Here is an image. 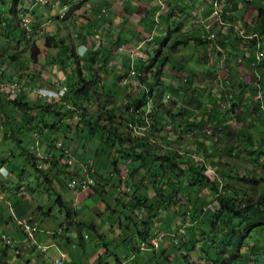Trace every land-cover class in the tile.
<instances>
[{
	"label": "rangeland",
	"instance_id": "374dc122",
	"mask_svg": "<svg viewBox=\"0 0 264 264\" xmlns=\"http://www.w3.org/2000/svg\"><path fill=\"white\" fill-rule=\"evenodd\" d=\"M249 1L0 2L2 18H11L15 6L20 23L17 36L25 30L16 42L13 35L0 29V68L12 79L37 86L31 95L25 91L28 99L23 102L30 109L17 110L3 93H21L22 83L13 90L0 83V165L11 170L7 180L0 178V264H55L61 252L66 256L62 264L208 263L219 238L211 235L204 239L190 230L187 217H182L198 188L189 192L182 187L185 198L180 196L176 205L168 199L157 205L149 182L152 175L160 173V164L141 167V160L120 154L117 140L114 143L111 136L106 140L97 129L91 135L77 125V119L86 115L94 124L103 115L96 124L100 129L104 125L106 130L116 128L120 138L128 132L131 136L144 133L150 142L143 148L147 159L169 152L172 161L201 160L208 168L205 175L217 182L221 192L236 196L242 205L248 200L260 201L264 197V36L258 34L253 39V33L260 26L257 7L264 8V2ZM178 7L183 13H178ZM162 15L169 22L160 20ZM221 24L223 31L216 40L211 28L216 25L219 29ZM168 34L162 56L179 34L204 35L210 43L203 47L190 41L178 50L169 49L160 77L164 108L157 114L149 103L143 109L148 125L140 132L133 126V131H128L121 109L140 98L145 82L153 83L142 64L148 63L147 57L151 58ZM246 39L257 40L261 46L262 66L256 70L245 66L256 52ZM123 40L124 45L117 44ZM104 55L112 59L107 73L90 89L91 94L80 100L78 109L65 101L48 105L50 112L44 111L51 100L60 101L64 86L84 75L86 69L96 75ZM113 89L115 94H111ZM37 92L49 97L39 98ZM110 114L115 115L114 123L104 121ZM125 143L123 148L134 149L130 140ZM53 145H62L68 154L64 152L58 160L51 157L47 148ZM30 153L50 159L49 165L37 160L42 171L35 170ZM52 153L59 155L60 150ZM9 154L10 162L1 163ZM138 167L139 172L132 175ZM200 189L198 208H202L201 196L214 198L208 188ZM59 197L63 205L57 202ZM144 197L146 203L139 206ZM182 227L184 236L178 235ZM199 229L206 230L204 225ZM238 229L242 232L243 225ZM222 230L228 229L222 226ZM158 235L164 238L159 248L153 249L149 238ZM243 239L242 254L247 244L258 246L251 257L257 263L248 264H264V231L243 233ZM179 243L182 248L176 245Z\"/></svg>",
	"mask_w": 264,
	"mask_h": 264
},
{
	"label": "trees",
	"instance_id": "16d2710c",
	"mask_svg": "<svg viewBox=\"0 0 264 264\" xmlns=\"http://www.w3.org/2000/svg\"><path fill=\"white\" fill-rule=\"evenodd\" d=\"M3 0H0V2ZM19 0H14V5L17 3ZM248 1L249 0H244ZM31 4L36 3V0H31ZM39 5H42L43 3H38ZM15 6L12 7L10 10L11 18L6 19L2 18L3 13L0 12V29H2L4 32H6L7 36L13 35L14 38L12 39L13 41L15 40L16 42L20 41V37L24 35L25 30H21L20 37L17 36V29H19V20H17V13H15L14 10ZM257 17L260 19V26L257 30V33H253V39L257 38V35L264 36V8H259L257 7ZM26 11V9H25ZM72 11V9L70 10ZM178 13H183V9L178 7L177 8ZM177 17H180V14H178ZM167 20L169 22L168 18L165 17V15H162L160 20ZM158 22V21H157ZM180 25V24H179ZM178 25V26H179ZM223 24L220 25L219 29L217 28L216 25H214L211 28V31L214 30V34H212L213 37H215L216 40L219 39L221 36V32L223 31ZM178 30V27H177ZM170 32V30H169ZM212 32V33H213ZM206 35L205 38L209 37V32L205 33ZM201 35L195 36L193 34H179L174 37L172 40L171 46L169 47L170 52L173 50H178V48L182 47L183 45L188 44L190 41L194 42L196 45L200 46H206V44L210 43V39H203L204 38ZM170 34H168V37L164 40L162 44H160L157 47V50L155 51L154 54H152L151 58L149 56L147 57L148 63L144 66L143 70L150 72L152 77H153V83L149 84L145 82L146 84V89L145 92L142 93L140 98L132 99V101L124 106L121 111L122 113L120 114V117H127L126 122L123 124L125 128L128 129V131H133L131 128L133 127H138L139 132L142 130L141 127H145L148 125V120L147 118L144 117L145 111L143 110L145 106H147L149 103H151L152 110L155 111V113L159 114L160 110H163L164 105H163V90L161 89L162 86V81L160 80V77L163 73V68L167 64V61L169 59V49L167 51V55H160V53L163 51V48L165 47L164 44L166 40L169 39ZM213 39V38H212ZM249 40L246 39L247 42L250 44L252 49L256 48L257 45V40ZM49 40V39H48ZM207 40V41H206ZM243 40V39H242ZM124 41H117L118 45H124ZM213 41V40H212ZM64 43L63 40L60 41V43ZM151 44V45H150ZM260 44V43H259ZM149 47H152V43L150 42L148 44ZM68 48H65V51H67ZM90 50L86 54L85 58L89 57L90 55ZM1 58V55H0ZM15 56H13L12 59H14ZM102 66L98 70L97 74L94 75V73L88 68L85 71L84 75H81L78 77L77 80L71 82L67 86L65 85L64 88L66 89V92L63 94L62 98L60 101H55L51 100L50 103L47 104V106H43L44 111L50 112L48 108H50L48 105H54V104H60L65 101H70L72 106L75 109H78L79 107V102L80 100H83L85 97L90 95V89L97 85L100 81V78H103V75H106L107 73V63L109 64V61H111V56H106L104 55L102 58ZM251 60V67L253 69H258V67L262 66V61L258 63L255 60V57L252 55L250 57ZM241 63V62H240ZM151 69H154L151 72ZM117 71H114V73ZM91 73V74H89ZM15 77V76H14ZM120 78V75L119 77ZM67 80V79H66ZM14 81L19 85L22 83V86L20 87L22 92L19 93L20 91L14 92L12 95H8L9 92H4L3 96L6 98H9V104L13 106L15 109H20L22 107H25L27 109H30L29 106H27L26 102H23L25 97L28 99V95L25 93V91H28L31 95V91L33 88H36L35 84L33 82H21L20 78H14L12 79L11 76L5 72L2 68H0V83H7L9 84L8 89L11 90V83H14ZM34 85V86H33ZM24 89V90H23ZM5 91V90H4ZM116 90L113 89L111 94H115ZM221 92V91H220ZM26 94V96L24 95ZM34 94V93H33ZM231 97V96H230ZM229 99V98H228ZM231 100V99H230ZM41 101V100H39ZM260 106L262 101L257 102ZM234 105V104H233ZM225 107V106H224ZM235 107V106H234ZM225 109V108H223ZM115 115L110 114L109 117L105 118L104 121L107 123H114L113 118ZM150 116V115H149ZM82 117L85 118V121H87V124H84V120H82ZM103 119V115L98 116L96 122L93 124L90 122V118L87 117L86 115H82L81 118L77 119V125H82L85 129L88 130V133L93 135L97 130H101L103 135L106 137V140H110V136L113 137L114 143L116 140L120 144V154L122 156H130L134 160H141L142 164L141 167H146L145 163H149V166L151 163H156L160 164L161 170L160 173L154 174V176H151V182H149L153 187L154 191L153 194H155L153 197L156 198V204H163L166 199L171 200V202L176 205L178 199L180 196L182 198H185L184 193L182 192V187L189 190L190 188H198L196 192V198L195 200L190 204H188V208L186 209L185 213L183 214L182 217H187L186 220L188 219L190 223V230H193L194 232L197 231L199 234L204 237V239H208L211 235L214 236L215 238H219L218 244L215 243L213 245V251L206 259L208 262L207 264H242V263H247L248 262H253L257 263L255 258H251L253 255V250L256 249L258 246L257 244H247L244 249V254L240 252L242 249V240L243 239V233H249L252 234L254 233L255 230L258 231H264V197L260 198V201L258 202H253L251 200H248V203L246 202L244 205L240 203V200L237 199L236 196H228L225 192H221L218 189V184L216 181L210 180V178L205 175L207 171V165H205L203 162H200L201 160H195V161H190L189 159L184 158L183 160H174L170 158L169 152L162 153V154H155L151 155V159H147L145 154L146 150L143 148L147 145H149L148 139L145 137L144 133H140V136L135 135L131 136L130 132L126 134L124 138H120V135L117 134L118 130L113 127V131L111 129L106 130L105 125L100 127L96 124L99 119ZM156 121V119L154 120ZM157 122V121H156ZM121 124V123H120ZM106 132V133H104ZM115 132V133H114ZM137 132V134H139ZM11 136L14 135L12 134ZM36 136V134L34 135ZM15 139V138H14ZM129 140L133 143L134 149H126L123 148V145H126V141ZM18 141V140H17ZM19 142V141H18ZM110 142V141H108ZM113 146V143H111ZM130 144V143H129ZM57 146L53 145L49 146L47 148L48 153L51 154V157L58 160L60 157H64V151L65 149H62V145L58 148ZM60 150L59 155H54L52 153V150ZM161 151V150H160ZM25 151L23 150L21 153H24ZM119 152V150H118ZM12 154H9L6 158H4L1 163H9L10 161L7 159L11 156ZM28 157L32 160L33 165L35 170L37 171H42V167L38 166L36 164L37 160H41L44 163L45 162H50L49 160H46V158L40 159L37 157L35 154L30 153L28 154ZM172 159V160H170ZM57 160H52L54 163L57 162ZM51 161V162H52ZM53 163V164H54ZM58 164V163H57ZM49 165V163H48ZM164 165H167L166 167ZM180 165H183L181 167ZM51 166V165H50ZM0 167H5L4 164H1ZM6 168L8 170L9 177L11 175V170L9 168ZM149 168V167H147ZM141 168H136L132 175L134 173H138ZM7 177V178H9ZM0 178L5 181L7 180L6 177L0 176ZM185 185V187L183 186ZM202 187L208 188L210 191L213 192L214 198L211 200H206L205 197L201 196L199 201L202 203V208H198V194L201 193ZM190 192V190H189ZM186 194V197H190V193ZM179 195V197H178ZM164 199V200H163ZM147 198L144 197V201H139L138 205L139 206H144L146 203ZM57 202L60 205L62 204L61 198L59 197L57 199ZM181 206V205H180ZM45 214V213H43ZM183 220V218H182ZM186 220H183V224L186 223ZM243 225L242 232L241 230L238 229L239 225ZM205 226L206 230L199 229V226ZM222 226H226L228 229L227 231L222 230ZM186 234V232H185ZM159 242L164 238L162 235H158L157 238L159 239ZM151 239L149 238V245L152 246L153 249H156V247L151 243ZM173 239H176L175 237ZM175 244V243H174ZM180 248L183 247L182 243L176 244ZM264 249V246H263ZM186 258V256H184Z\"/></svg>",
	"mask_w": 264,
	"mask_h": 264
},
{
	"label": "built area",
	"instance_id": "2783aa9c",
	"mask_svg": "<svg viewBox=\"0 0 264 264\" xmlns=\"http://www.w3.org/2000/svg\"><path fill=\"white\" fill-rule=\"evenodd\" d=\"M261 1H263L264 2V0H261ZM261 46H260V44H259V42L257 43V45H256V52H255V54H254V57H255V60L257 61V62H260V60L262 59V53H261ZM7 84V83H6ZM8 85V87H9V84H7ZM16 85H18L16 82H14V83H11V90H13V89H15L16 88ZM10 88V87H9ZM20 89V88H19ZM24 90V89H23ZM66 89L64 88V90H63V94L65 93L64 91H65ZM19 91V90H18ZM14 93V92H13ZM12 93V94H13ZM33 93H35L34 91H33ZM36 94V93H35ZM37 95L39 96V98H42V99H44V98H46V97H49V94H45L44 92H42V93H39L38 94V92H37ZM60 146V145H59ZM65 152V151H64ZM65 154H68V151H66L65 152ZM3 172H5L4 171V168L3 167H0V176H6V174H4L3 175ZM27 226H30V225H27ZM30 227H33V226H30ZM36 227V226H35ZM26 229V228H25ZM27 230H28V228H27ZM27 230H26V232H27ZM36 232L37 231V229H35V228H33V232ZM180 233H183V231L181 230L180 231ZM157 240L158 239H154V240H152V244L154 245V246H157ZM65 259V254H63V253H61V255H59V257H58V260H56L54 263L55 264H62L63 263V260Z\"/></svg>",
	"mask_w": 264,
	"mask_h": 264
},
{
	"label": "clouds",
	"instance_id": "9594fccd",
	"mask_svg": "<svg viewBox=\"0 0 264 264\" xmlns=\"http://www.w3.org/2000/svg\"><path fill=\"white\" fill-rule=\"evenodd\" d=\"M259 63V62H258ZM66 150V149H65ZM4 168V167H3ZM6 177V176H5ZM183 231V233H180V231ZM178 235H185V228L184 227H182L180 230H179V232H178ZM161 238H159L158 240H157V246H155L156 248H159V240H160ZM153 240V239H152ZM152 240H151V243H152ZM62 253V252H61ZM65 258H66V256H65Z\"/></svg>",
	"mask_w": 264,
	"mask_h": 264
},
{
	"label": "crops",
	"instance_id": "0c3cea01",
	"mask_svg": "<svg viewBox=\"0 0 264 264\" xmlns=\"http://www.w3.org/2000/svg\"><path fill=\"white\" fill-rule=\"evenodd\" d=\"M245 66H247L248 68H250V67H251V60H249L248 63L245 64ZM4 171H5V172H3V175L6 174V176H7V174H8V170H7L5 167H4ZM61 201H62V198H61ZM1 218H2V217H0V219H1ZM1 223H2V221L0 220V224H1Z\"/></svg>",
	"mask_w": 264,
	"mask_h": 264
}]
</instances>
